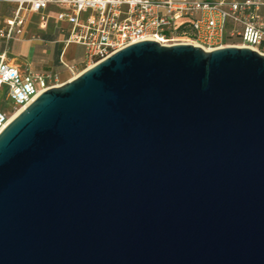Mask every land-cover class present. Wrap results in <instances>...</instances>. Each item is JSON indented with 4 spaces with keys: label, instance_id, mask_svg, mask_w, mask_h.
<instances>
[{
    "label": "water",
    "instance_id": "water-1",
    "mask_svg": "<svg viewBox=\"0 0 264 264\" xmlns=\"http://www.w3.org/2000/svg\"><path fill=\"white\" fill-rule=\"evenodd\" d=\"M0 264H264V55L132 43L0 132Z\"/></svg>",
    "mask_w": 264,
    "mask_h": 264
},
{
    "label": "built area",
    "instance_id": "built-area-1",
    "mask_svg": "<svg viewBox=\"0 0 264 264\" xmlns=\"http://www.w3.org/2000/svg\"><path fill=\"white\" fill-rule=\"evenodd\" d=\"M18 8L8 28V39L22 33L29 13L40 16L46 29L52 17L63 38L59 60L74 77L68 63L69 45L84 47L82 62L89 68L118 50L142 40L164 44L193 43L205 49L237 45L264 55V0H16ZM51 6L57 8L50 15ZM66 23V25H62ZM236 41V44L229 43ZM84 69V70H85ZM79 74V73H78ZM73 78V77H72ZM54 70H20L0 55V88L6 87L11 110L0 109V132L42 92L62 84Z\"/></svg>",
    "mask_w": 264,
    "mask_h": 264
},
{
    "label": "rangeland",
    "instance_id": "rangeland-1",
    "mask_svg": "<svg viewBox=\"0 0 264 264\" xmlns=\"http://www.w3.org/2000/svg\"><path fill=\"white\" fill-rule=\"evenodd\" d=\"M37 20L38 19L33 18V21L25 27L23 36L20 37L21 39L15 40L13 38L11 39V42L9 41L8 46L9 48H11L7 53V61L12 63V58H17L20 61H25V58L28 59V54L30 53L29 50L31 51V53L35 51L37 55H40V58H38V60L33 63V67L31 68H29V66H25L26 64H21L24 65V70L42 71L50 68L48 70H54L59 73L61 82H65L71 79L72 77H74V75L56 62V51L61 48V43L55 44L50 42L36 41L40 38L47 39V35L51 34L50 32H53L54 28H56V23L53 22L48 29L42 30L39 29ZM56 33L58 34V32ZM17 34L19 33H14V37ZM229 43L236 44V41H230ZM12 45H14L13 48ZM48 50L53 51L51 59H53L54 62L52 61L51 64H48L49 62H47V57L49 54ZM69 63L77 68L76 74L83 71L86 67L81 60L69 61ZM0 105L2 108L10 107L9 101L5 97H2V90H0Z\"/></svg>",
    "mask_w": 264,
    "mask_h": 264
},
{
    "label": "crops",
    "instance_id": "crops-1",
    "mask_svg": "<svg viewBox=\"0 0 264 264\" xmlns=\"http://www.w3.org/2000/svg\"><path fill=\"white\" fill-rule=\"evenodd\" d=\"M17 8H18V3L16 2V0H0V33H1L2 30H5V29L8 28V23L7 22H8V20L13 18L14 13H15ZM56 10H57L56 7L51 6L50 9H49L50 15H54ZM33 18L38 19L37 20V25H38L39 29H42L39 26L40 16L38 14H36V13H29L28 14V20L26 21V23H25V25L23 27L22 33H19V34L15 35V37L13 36L10 39L0 35V55L5 54V59L7 57V53L9 52V50L11 48V47L9 48V46H8L9 45L8 44L9 41L11 42V39H13V38L15 40L21 39L20 37L23 36L25 27L28 26L33 21ZM53 22L56 23V28H54L53 32H50L51 34L47 35V39L46 38H40L39 40H36V41L50 42V43H55V44L56 43H60V42H58V40L63 38V34H61L60 30H59V27H60L61 24L58 23L54 17L51 18L49 26L46 29H48ZM62 25H66V23H62ZM46 29H42V30H46ZM55 31L58 32V34ZM28 45H30V44H28ZM13 47H14V45H12V48ZM29 47H31V46H29ZM61 48H62V43H61ZM71 48H72V50H71ZM48 51H49V54H48V57H47L48 58L47 62H49L48 64H51V62L53 61V59H51V57L53 55V51H51V50H48ZM29 52L30 53L28 54V59L25 58V61H20L17 58H12L11 59V61H12L11 64L16 65L22 71H25V70L23 68L24 65H21V64H26L25 66H29V68L33 67V63H35V61L38 60V58H40V55H37L35 51L31 53V51L29 50ZM83 55H84V47L83 46L78 45V44H71V45L68 46V48L66 50L65 59H66V61L68 63H69V61H77V60H81L82 61ZM48 69H50V68H48ZM0 90H2V97L3 98L5 97L9 101V104H10V107H7V108H2L1 105H0V109L11 110L12 109V102H11L9 96H8L7 88L6 87H2V88H0Z\"/></svg>",
    "mask_w": 264,
    "mask_h": 264
},
{
    "label": "trees",
    "instance_id": "trees-1",
    "mask_svg": "<svg viewBox=\"0 0 264 264\" xmlns=\"http://www.w3.org/2000/svg\"><path fill=\"white\" fill-rule=\"evenodd\" d=\"M60 53H61V48H59V49L56 51V62L59 63V64H61V63H60V60H59Z\"/></svg>",
    "mask_w": 264,
    "mask_h": 264
}]
</instances>
